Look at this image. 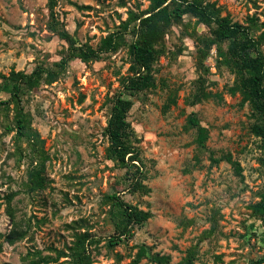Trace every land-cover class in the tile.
Here are the masks:
<instances>
[{"label": "rangeland", "instance_id": "rangeland-1", "mask_svg": "<svg viewBox=\"0 0 264 264\" xmlns=\"http://www.w3.org/2000/svg\"><path fill=\"white\" fill-rule=\"evenodd\" d=\"M151 1L0 0V264H22L28 252L53 259L48 264H73V252L83 249L89 264H130L140 248L146 256H169V264L183 263L189 253L192 264H253L264 257V218L251 215L264 192V149L250 130L256 116L228 43L215 40L213 26L184 14L154 46L149 88H124L134 74L129 48L138 22L124 23L130 12L148 16ZM198 1L250 27L255 39L264 35V0ZM62 31L97 58H68ZM108 37L115 50L103 49ZM260 41L264 53V36ZM61 59L67 64L60 71ZM37 67L57 78L22 87L16 105L11 72L29 75ZM200 90L206 98L192 105ZM119 96L131 102L126 121L138 157L127 175L107 156L106 127ZM18 112L28 128L23 137ZM199 127L206 132L202 145ZM41 166L43 188L29 190L28 174ZM137 182L142 190H132ZM113 194L150 217L130 226V239L109 247L119 224L107 200ZM13 228L25 235L9 244ZM57 252L65 256L56 259Z\"/></svg>", "mask_w": 264, "mask_h": 264}, {"label": "trees", "instance_id": "trees-1", "mask_svg": "<svg viewBox=\"0 0 264 264\" xmlns=\"http://www.w3.org/2000/svg\"><path fill=\"white\" fill-rule=\"evenodd\" d=\"M167 0H152L150 8L147 11L149 14L143 17L146 13L136 15L129 13L124 26L135 24L138 22L137 29L134 31L136 40L130 45L129 53L132 58V66L134 74L126 79L124 88L130 92H140L149 88L152 79L150 71L154 59L156 58L155 44L160 41L164 35V27H167L172 21H180L184 14H190L195 17L200 24L206 27L213 26L212 33L215 40L218 42H227V55L231 60L236 77L243 92L244 99L249 103L251 110L256 116V122L251 126L250 130L253 134L260 138L264 149V53L260 49V43L263 34L255 39L250 33V27H245L239 23H232L227 18L217 17L209 5L203 4L198 0L192 2H180L171 0L165 4ZM61 40H63L71 51L68 58H78L82 62H88L97 58V53L91 50L82 51L74 47V41L65 32H58ZM117 48L116 41L108 37L104 41V50H115ZM67 64V59H61L56 65L59 70H64ZM43 78H48L47 82L51 83L56 78L55 73L47 72L42 67H37L31 74L11 72L9 81L12 84L10 98L13 102L18 103L19 96L23 88H34L40 83ZM206 98L202 94V90L194 95L192 105ZM131 107V102L117 97L111 109L110 117L107 122L106 133L109 140L108 158L120 164L126 169L125 174L130 172L128 167H135L131 162L138 161L137 155L133 152L131 142L130 126L126 121V115ZM190 126L198 125L196 118L188 119ZM26 118L18 112L16 119L17 134L20 137L25 136L28 128L26 127ZM206 139V132L203 128H198L197 143L202 145ZM34 146V145H33ZM228 160V159H227ZM131 163L130 165L128 163ZM43 166L35 168L28 174L29 190L43 188L44 179L41 177ZM136 172L140 174L139 169ZM135 188V189H134ZM142 190V185L137 182L133 185L132 190ZM108 201L112 202V206L117 210L119 224L117 225L116 236L108 239L109 247H114L121 242V237L126 240L130 239L132 233L130 226H140L149 217V213L132 208L120 201L115 194L107 197ZM251 215L254 218H264V192L260 194L259 201L251 207ZM25 233L16 228L11 229L6 237L9 244L15 243L23 238ZM80 244L86 241L82 237ZM65 254L57 252V258L64 257ZM73 264H89V256L85 254V250L73 252ZM142 258H146L150 264H169L170 257L152 254L146 256L145 250L140 248L130 264H139ZM193 255L189 253L185 261L181 264H192ZM55 259V260H56ZM48 256H42L39 252H28L24 257L22 264H48L52 261ZM253 264H264V257L257 259Z\"/></svg>", "mask_w": 264, "mask_h": 264}]
</instances>
